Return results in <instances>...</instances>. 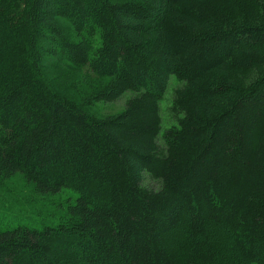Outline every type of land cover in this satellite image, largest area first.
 I'll use <instances>...</instances> for the list:
<instances>
[{
    "label": "trees",
    "instance_id": "16d2710c",
    "mask_svg": "<svg viewBox=\"0 0 264 264\" xmlns=\"http://www.w3.org/2000/svg\"><path fill=\"white\" fill-rule=\"evenodd\" d=\"M48 58L108 80L96 100L132 95L88 112ZM17 175L71 197L57 222L0 219V264H264V0H0V182Z\"/></svg>",
    "mask_w": 264,
    "mask_h": 264
},
{
    "label": "rangeland",
    "instance_id": "374dc122",
    "mask_svg": "<svg viewBox=\"0 0 264 264\" xmlns=\"http://www.w3.org/2000/svg\"><path fill=\"white\" fill-rule=\"evenodd\" d=\"M52 78H60L61 85L69 86L71 94L78 96V103L88 112L106 115L121 111L132 93L127 92L113 101L96 100L94 97L104 91L108 80L100 78L88 69L75 68L68 63L48 58ZM77 87L75 89L72 85ZM56 84V83H55ZM180 86L175 79L171 80L169 89L161 99V116L163 130L176 123L178 114L174 109L176 87ZM91 97V100H88ZM160 150L166 148L164 138H159ZM143 186L148 189L160 187V181L150 173H145ZM69 190L54 193H39L22 175L0 182V219L44 223L57 222L64 216Z\"/></svg>",
    "mask_w": 264,
    "mask_h": 264
}]
</instances>
